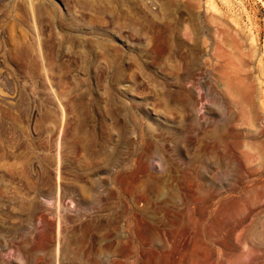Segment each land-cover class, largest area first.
<instances>
[{"label": "rangeland", "instance_id": "rangeland-1", "mask_svg": "<svg viewBox=\"0 0 264 264\" xmlns=\"http://www.w3.org/2000/svg\"><path fill=\"white\" fill-rule=\"evenodd\" d=\"M0 264H264V0H0Z\"/></svg>", "mask_w": 264, "mask_h": 264}, {"label": "bare ground", "instance_id": "bare-ground-1", "mask_svg": "<svg viewBox=\"0 0 264 264\" xmlns=\"http://www.w3.org/2000/svg\"><path fill=\"white\" fill-rule=\"evenodd\" d=\"M216 57L220 58L221 56H220V54H217ZM230 57H231V56H230ZM228 62H229V61H228ZM233 101H234V99H233Z\"/></svg>", "mask_w": 264, "mask_h": 264}]
</instances>
